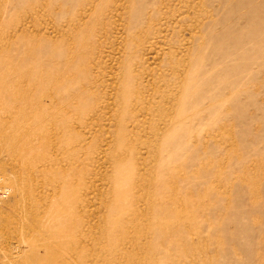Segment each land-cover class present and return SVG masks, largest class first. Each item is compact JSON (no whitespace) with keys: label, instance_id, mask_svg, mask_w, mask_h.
Segmentation results:
<instances>
[{"label":"rangeland","instance_id":"374dc122","mask_svg":"<svg viewBox=\"0 0 264 264\" xmlns=\"http://www.w3.org/2000/svg\"><path fill=\"white\" fill-rule=\"evenodd\" d=\"M44 1L10 0L3 5L1 25L20 22L28 9ZM102 4L108 33L96 54L69 62L60 54L50 58L46 54L47 80L60 69L75 71L60 87L48 84L50 114L63 106L54 122L69 126L64 143L87 137L84 148L78 149L85 157L112 142L111 149L122 155L118 169L109 162L89 166L101 168L113 179L115 186L98 185L121 197V207L129 208V199L139 189L130 180L140 172L154 181L142 200L151 195L155 200L168 197L164 206L180 210V217L169 219L177 223L173 231L178 240L168 245L162 237L155 238L159 248L166 246L150 264H264V0H106ZM48 7L42 8L43 24L53 11ZM52 39L54 46L45 39V50L62 47L61 39ZM15 54L0 52V57ZM42 63L0 64V80L16 81V87L26 91V80L20 81L24 72ZM86 66L90 70L81 71ZM84 84L88 89L79 92ZM74 94L70 104L67 99ZM10 104L0 97V118L6 119L3 131L10 135L23 125L33 135L28 141L16 136L6 139L20 154V162L29 164L31 157L46 154L53 164L52 140L47 141L50 118H14L24 113L25 105ZM39 124L44 128L36 131ZM94 155L98 160L100 154ZM11 158L1 146L0 161ZM35 165L27 171L32 211L17 220L9 209L16 200L15 189L8 172L0 169L10 188L9 198L0 201V223L7 225L4 234L0 232V264H29L33 252L44 254L47 243L59 239L56 207L70 199L63 189L56 199L53 165L44 176ZM93 207L98 216L105 214L98 200ZM113 214L108 215L110 222ZM112 223L96 229L94 235H113ZM192 245V252H180Z\"/></svg>","mask_w":264,"mask_h":264},{"label":"bare ground","instance_id":"6f19581e","mask_svg":"<svg viewBox=\"0 0 264 264\" xmlns=\"http://www.w3.org/2000/svg\"><path fill=\"white\" fill-rule=\"evenodd\" d=\"M105 1L45 0L38 7L32 6L28 9L27 11L30 12L26 14L27 16L25 15V19L22 18L20 22L10 25L11 27L2 26L0 19V52L9 53L12 50L17 52L12 57L9 55L6 58L0 57V64L12 65V63L20 61L34 60L41 62L43 60L41 67L28 68L24 72L23 79L20 81L25 82L26 80L28 84L26 91L16 87L18 84L16 81H13V83L1 79L0 97L8 98L11 103L10 106L18 102L24 103V113L16 115L14 118L23 116L27 120L30 116H34L39 121L50 118L51 137L48 136L47 141L52 140L53 153V164L47 160L48 156L46 154L31 157L29 164L21 163L20 154L10 148L6 139L9 136H16L28 141L33 136L31 134L32 130L30 127L26 128L23 125H18L12 134L9 135L2 129L6 119L0 118V144L12 157L11 161L1 160L0 169H5L8 172L7 179L13 185L16 197L15 202L9 206V209L16 220L23 218L32 211L34 199L29 196L31 184L28 182L30 176L27 177V171L28 167L35 163V167L39 170V175L41 176H44L48 170L54 167L56 199L62 196V191L58 192L59 189H63L70 199V201H61L62 204L58 208L56 207L57 220H60L58 221L57 233L59 239L56 242L47 243L44 254L37 252L29 254V264H96L99 260L107 261L105 264H143V262L150 264L155 260L154 257L164 250L162 247L166 246V243L164 242L165 244H163L162 242L161 244L163 245L159 248L160 244L156 242L155 238L162 237L163 241L164 239L167 240V243L168 241L175 243L174 238H176V241L178 240V233L174 234L173 231L177 223L174 222L173 224L169 219L173 218V215L180 217V210H173L164 206V202L169 201L170 198L160 196L155 200L151 195V197L148 196L145 200H142L143 196H145V190L147 188L150 189L154 185V181L148 176V173H136V176L130 180L139 189L129 199V208L121 207L120 202L123 200L121 197L111 194L110 190L104 191L105 189L98 185V182H101L100 184L103 182L108 184L109 182L110 185L115 186L113 179L103 172L101 168L90 169L89 165L95 163L96 167H100L101 165L104 166L105 162H109L117 170L122 155L115 153L111 149L113 144L110 141L106 148L95 149L93 153H90V155L88 153L84 157L78 149L83 147L87 137L86 139H72L64 143L65 139L63 136H69V126L58 127V123L54 122L57 120V115L61 112L63 106H58L50 114L48 106L49 96L47 95L48 84L52 83L51 85L54 88L60 87L70 75H75V71L69 68L60 69L54 79L47 80V68L44 64L46 54L49 55L47 58L60 54L68 62L69 59L96 54L95 50L102 44L101 38L106 37L108 33L106 7L102 4ZM7 2H10V0H0V16L5 13L4 7L6 5L4 4ZM69 2L73 6H70ZM48 6H51L53 11L48 15L46 24H43L42 8L48 9ZM97 12L100 13L99 22L96 24ZM51 37L61 39L62 47H52L45 50V39L51 44L53 43ZM87 70H90V67L86 66V69L81 71L85 72ZM88 86V84H84V86L80 87L79 92L86 91ZM41 90L43 93H41ZM43 98H45L44 102ZM75 98L76 95L74 94L71 98L68 97L67 101L71 104L73 103L71 100H75ZM103 107L105 108L106 106ZM9 110L11 109L9 108ZM98 115L96 113V116ZM101 115L98 117H103ZM93 116L95 115L93 114ZM93 116L91 117L93 118ZM85 123L87 124V122ZM39 125L36 131L43 130L44 125ZM156 134H159V132L157 131ZM34 136H37L35 132ZM121 137L124 136L121 135ZM72 149H75V151L70 154L69 151ZM94 153L100 154L98 160L95 159ZM116 165H118L117 168ZM95 199L99 201L101 208H104L105 214L102 216L97 215L94 207L91 209ZM157 204L160 207L157 208ZM146 212L151 213V216L149 217V213L146 214ZM111 213L116 214L114 218H111L113 223L108 219V215ZM5 218L3 219L5 220ZM1 223L0 225L2 226ZM109 223H112L111 227L116 228L113 235H94L96 229L108 228L110 226ZM182 223H184L183 220L181 225ZM4 225L7 228V225ZM3 226L0 231L1 234L6 231ZM186 231H189V227ZM156 234L159 236H156ZM168 245L171 244L168 243ZM193 249V245L189 248L182 247L180 252H192Z\"/></svg>","mask_w":264,"mask_h":264},{"label":"built area","instance_id":"2783aa9c","mask_svg":"<svg viewBox=\"0 0 264 264\" xmlns=\"http://www.w3.org/2000/svg\"><path fill=\"white\" fill-rule=\"evenodd\" d=\"M10 196V188L3 182L0 177V201L7 199Z\"/></svg>","mask_w":264,"mask_h":264}]
</instances>
